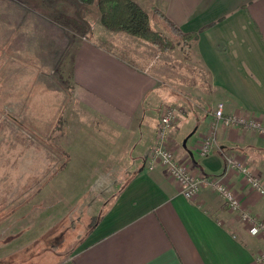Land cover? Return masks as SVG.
<instances>
[{"label": "crops", "instance_id": "obj_1", "mask_svg": "<svg viewBox=\"0 0 264 264\" xmlns=\"http://www.w3.org/2000/svg\"><path fill=\"white\" fill-rule=\"evenodd\" d=\"M134 1L157 7L197 38L176 60L174 49L159 53L151 45L145 55L82 34L72 43L71 97L80 111L73 124L68 118L65 128L48 129L61 133L60 170L45 174V149L23 131L0 152V247H36L42 232L64 216L76 223L86 198L107 196L105 183L119 181L94 225L51 264H264V235H251L209 188L186 198L168 168H150L148 159L159 116L170 106L175 121L165 146L193 175L223 178L242 208L264 222V198L225 160L237 159L264 183V132L214 116L221 103L225 115L264 128V0ZM212 133L216 143L201 155V141Z\"/></svg>", "mask_w": 264, "mask_h": 264}, {"label": "rangeland", "instance_id": "obj_2", "mask_svg": "<svg viewBox=\"0 0 264 264\" xmlns=\"http://www.w3.org/2000/svg\"><path fill=\"white\" fill-rule=\"evenodd\" d=\"M142 8L150 15L154 7ZM99 16L96 3L85 4L80 0H0V129L4 130H0V152L4 144L7 147L17 144L18 134L23 131L29 142H40L45 149V162L48 163L45 174L60 170L64 158L59 156L64 152L56 144L61 133L55 129L65 128L68 118L69 125L73 124L71 117L80 111L71 97L68 60L71 45L81 34L126 52L150 53L151 43L106 30ZM151 26L168 36L169 33L156 23L151 21ZM190 41H177L172 49L158 52L174 49L172 58L176 60L178 49H184ZM192 64L183 66L184 72L187 73ZM70 112L74 115L66 118ZM52 126L55 129L50 135L48 129ZM51 145L55 150L60 148L58 153L50 149ZM49 153L58 157L57 163L50 160ZM33 157L30 156L32 160ZM119 183H105L107 192L103 189V193L107 196L95 193V198H91L92 195L86 198L82 209L76 207L79 212L74 217L76 223L64 216L53 229L41 231L36 247L15 252L11 251L13 245L0 247V264H51L61 259L98 218L104 203L109 202L107 197L118 189Z\"/></svg>", "mask_w": 264, "mask_h": 264}, {"label": "built area", "instance_id": "obj_3", "mask_svg": "<svg viewBox=\"0 0 264 264\" xmlns=\"http://www.w3.org/2000/svg\"><path fill=\"white\" fill-rule=\"evenodd\" d=\"M175 109L165 107L158 120L155 130L156 141L150 148L148 159L149 167L161 164L168 168L169 175L177 183L180 192L186 198H193L203 188L215 191L221 198L224 207L228 210L237 212L239 219L248 223V231L251 235H264V222L255 219L249 212L245 211L233 190L221 177H211L206 175H193L187 167L179 161L171 148L165 146L164 141L170 135L175 121ZM214 116L225 126H243L258 129L264 132V128L253 119L236 115H225L223 105L220 103L214 110ZM215 127V126H214ZM216 143L215 134L212 133L201 141L199 153L206 155ZM227 168L236 170L245 178V182L264 198V183L249 168L245 167L237 159L226 156ZM259 259L264 260V250L259 253Z\"/></svg>", "mask_w": 264, "mask_h": 264}, {"label": "trees", "instance_id": "obj_4", "mask_svg": "<svg viewBox=\"0 0 264 264\" xmlns=\"http://www.w3.org/2000/svg\"><path fill=\"white\" fill-rule=\"evenodd\" d=\"M80 1L85 4L96 3L100 14L99 22L106 30L122 32L127 36L146 40L157 51L170 50L177 41H189L197 38V32H182L158 8L154 7L149 15L134 0ZM151 21L167 31L168 36L153 29Z\"/></svg>", "mask_w": 264, "mask_h": 264}]
</instances>
